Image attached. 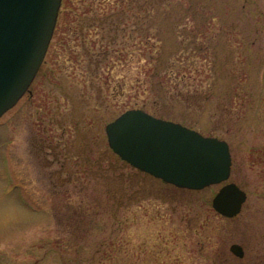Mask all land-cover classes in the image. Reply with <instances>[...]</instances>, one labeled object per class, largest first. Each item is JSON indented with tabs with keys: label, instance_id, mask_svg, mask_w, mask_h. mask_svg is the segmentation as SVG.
<instances>
[{
	"label": "rangeland",
	"instance_id": "obj_1",
	"mask_svg": "<svg viewBox=\"0 0 264 264\" xmlns=\"http://www.w3.org/2000/svg\"><path fill=\"white\" fill-rule=\"evenodd\" d=\"M30 89L0 118V264H264V0H62ZM131 108L228 141V180L122 161L106 125Z\"/></svg>",
	"mask_w": 264,
	"mask_h": 264
},
{
	"label": "water",
	"instance_id": "obj_2",
	"mask_svg": "<svg viewBox=\"0 0 264 264\" xmlns=\"http://www.w3.org/2000/svg\"><path fill=\"white\" fill-rule=\"evenodd\" d=\"M62 0H0V118L30 91L50 46ZM110 147L133 167L181 188L202 189L228 180V141L180 122L131 108L106 125ZM247 192L225 183L212 200L227 217L242 210ZM231 250L243 257L238 243Z\"/></svg>",
	"mask_w": 264,
	"mask_h": 264
},
{
	"label": "trees",
	"instance_id": "obj_3",
	"mask_svg": "<svg viewBox=\"0 0 264 264\" xmlns=\"http://www.w3.org/2000/svg\"><path fill=\"white\" fill-rule=\"evenodd\" d=\"M123 161V160H122ZM125 162V161H124Z\"/></svg>",
	"mask_w": 264,
	"mask_h": 264
}]
</instances>
